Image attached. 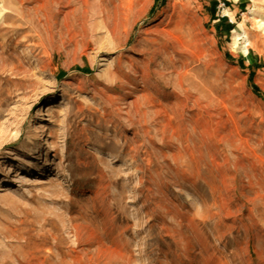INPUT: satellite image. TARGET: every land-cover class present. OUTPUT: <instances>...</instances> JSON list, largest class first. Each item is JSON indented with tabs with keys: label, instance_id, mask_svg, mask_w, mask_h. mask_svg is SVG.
Wrapping results in <instances>:
<instances>
[{
	"label": "rangeland",
	"instance_id": "rangeland-1",
	"mask_svg": "<svg viewBox=\"0 0 264 264\" xmlns=\"http://www.w3.org/2000/svg\"><path fill=\"white\" fill-rule=\"evenodd\" d=\"M172 2L51 5L36 33L37 1L0 0V264H264V44L233 45L264 41V0ZM169 59L241 109L176 105Z\"/></svg>",
	"mask_w": 264,
	"mask_h": 264
},
{
	"label": "bare ground",
	"instance_id": "bare-ground-1",
	"mask_svg": "<svg viewBox=\"0 0 264 264\" xmlns=\"http://www.w3.org/2000/svg\"><path fill=\"white\" fill-rule=\"evenodd\" d=\"M24 1H27V0H21V5L24 3ZM35 1H37L38 3H36V7L35 8H32V10H30L31 11L30 12L31 16H29V19L27 21L30 24V29H33L36 33L40 30V26H42V28L44 30H45V27H47L46 29H50V26H49L50 22L49 21L51 19V16H54L55 14L52 11H50L49 6L56 5V6H58V8L66 9L65 11L62 10V9L61 10L59 9L57 11V14H59V15L61 14L62 17L64 18V20L67 21L70 16L74 15L78 11H81L82 14L84 15L86 13L85 8H86V6L88 4V0H80L77 3V4H80V5L78 7L76 6L77 7L76 9H73L71 7V3H72L73 0H35ZM171 1H174V3L173 2H172V4L169 3L168 6H171L173 8L175 6H177L175 0H171ZM42 9L45 10V13H43V15H40L39 13H40V11ZM2 12H4V8H0V14ZM103 12H104L103 10H100V14H103ZM42 16L44 17V20H42ZM80 16H82V15H80ZM8 17H9L8 14H3V16H2V18H4V19H6ZM23 19L24 18H23L22 14H21V23L23 22ZM256 25H257V28L260 29L264 33V22L262 20L257 21ZM81 26H82V24H81ZM47 31H49V30H47ZM241 36H243V38L246 39L245 40L246 42L242 43V52H243V54H247V55L249 54V49H248L249 47L254 49V48H257L259 43L264 44V41H261V39H260L261 37L260 38H259V36L253 37L246 30H243V34H235L234 40H233L234 48L238 47L239 41L242 39ZM151 42L154 43L156 46H158V53L163 58V60H167L169 58V56H171V54L178 55L182 59H183V57H185V52H186L185 50H187V47H186L185 43L182 41V39L180 37H177V36L174 37L171 34H168V37L164 38L163 42H159L157 40H153ZM33 43H35V42H33ZM191 44H193V42ZM175 62L172 59L168 60V64L170 65V68H172V72L170 74H174L173 84H172V89H171L173 91H172L171 95L174 97V99L176 101L179 102L178 104L176 103V105H180V103H183V102L191 101L194 104L195 108L197 107V110H199L202 107H203V110H204V108H206L207 110L211 109V112L209 114H207V115H209V117L212 118V119H214L216 117L215 114L212 111H215V110L217 111V108H222L224 110V112L227 113V114H232V113L235 114L237 111H239L241 109L240 102L238 101V98L236 96L237 95L236 91L234 90V87H232V85L228 81L222 80V78L219 77V76H215L212 80H208L207 82L204 81L205 78L204 79H201V78L200 79L199 78L196 79L197 77L194 78V76H196V75L193 76V72L190 71L191 69L190 70L187 69V64H186L187 61L186 62H182L180 64L181 66L180 65L176 66ZM204 72H206V71H204ZM145 76H146V74H145ZM161 76L164 77L165 75L161 74ZM146 96L144 98H146ZM58 107H57V104H55V105L53 104V105L48 106L47 107V113L48 114L46 116L47 117L53 116L56 112L59 111ZM219 113H220V111H219ZM197 114H201V113L197 112ZM143 116H144V114H143ZM194 122H195V120H194ZM224 138H227V136L224 137ZM225 143L227 145H230V147H231V145L233 146L235 144V141L227 139V142H225ZM7 169H8L7 173H10L13 170L12 166H8ZM6 177H7L6 175L3 177L2 183L7 182ZM73 229L75 231L76 240H77V242H79V240L81 239V236L77 233V227L73 226Z\"/></svg>",
	"mask_w": 264,
	"mask_h": 264
}]
</instances>
